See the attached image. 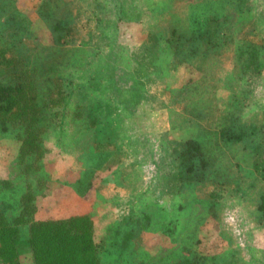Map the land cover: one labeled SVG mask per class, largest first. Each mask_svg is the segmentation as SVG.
Here are the masks:
<instances>
[{
	"label": "rangeland",
	"instance_id": "1",
	"mask_svg": "<svg viewBox=\"0 0 264 264\" xmlns=\"http://www.w3.org/2000/svg\"><path fill=\"white\" fill-rule=\"evenodd\" d=\"M8 80L0 211L89 222L95 264H264V0H0Z\"/></svg>",
	"mask_w": 264,
	"mask_h": 264
},
{
	"label": "trees",
	"instance_id": "2",
	"mask_svg": "<svg viewBox=\"0 0 264 264\" xmlns=\"http://www.w3.org/2000/svg\"><path fill=\"white\" fill-rule=\"evenodd\" d=\"M209 33H219V30ZM204 38L201 42L204 43ZM216 44V46L214 45ZM212 49H217L218 44L214 42ZM212 46L207 44V50ZM227 50L228 48H224ZM6 81L9 74L3 76ZM9 79H15L10 77ZM27 88L18 83L14 86L11 80L0 81V114L3 117L14 118L21 115L23 111L29 112V121H38L36 111L32 106H23L22 99L27 97ZM30 94V93H29ZM21 117V116H20ZM220 137L224 140L235 141L237 138L221 132ZM37 139L32 145V149H37ZM259 162L263 165L256 167V172L264 175V150L259 156ZM36 197L35 192H28L17 197L15 202L9 199L4 202L3 210L0 211V264H95L91 257L97 252L91 236L89 222L82 219H72L62 222H34L28 216L33 214L30 209L31 198ZM11 211V212H10ZM29 226V236L26 245H20V227ZM86 253L87 258L79 259V254ZM28 261V262H27ZM178 264H193L187 259Z\"/></svg>",
	"mask_w": 264,
	"mask_h": 264
}]
</instances>
